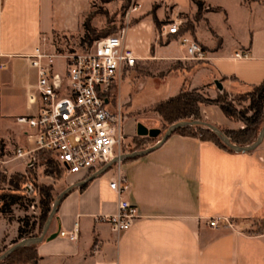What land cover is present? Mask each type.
Segmentation results:
<instances>
[{"label": "crops", "instance_id": "1", "mask_svg": "<svg viewBox=\"0 0 264 264\" xmlns=\"http://www.w3.org/2000/svg\"><path fill=\"white\" fill-rule=\"evenodd\" d=\"M94 1L0 0V156L9 161L3 165L10 172L24 174L27 170L25 161L23 171L10 169L17 160L8 159L6 140L13 134L24 143L19 148L30 146L28 129L17 119L36 113L28 102L37 83L33 56L55 34L80 33ZM143 1L138 0L141 8L125 36V45L140 61L184 63L189 89L211 99L223 91H245L264 82V0H200L204 19L189 33L208 54L202 62L189 60L176 38L161 34L164 25L183 23L176 20L179 14L196 15L195 2L146 0L149 8L141 12ZM166 17L174 21L165 23ZM203 24L217 37L216 43L208 45ZM224 33L230 36V45L225 44ZM240 50L248 52L249 58L235 59ZM137 81V89L144 90L147 82ZM183 82L171 97L180 93ZM214 111L221 110L203 105L202 118L230 129L241 128L224 114L213 117ZM136 126L129 123V133ZM263 145L254 152L235 153L211 141L175 133L150 154L124 160L122 170L129 182L125 198L138 208L140 217L120 235L98 220L117 211L118 196L110 187L117 168L94 179L104 168L70 175L68 187L81 185L61 201L54 224L36 247L37 264H264V229L258 228L264 224ZM214 220H219L218 227H211ZM76 227L77 242L60 234L47 240ZM19 228L0 220V242L6 238L13 245L19 239Z\"/></svg>", "mask_w": 264, "mask_h": 264}, {"label": "built area", "instance_id": "2", "mask_svg": "<svg viewBox=\"0 0 264 264\" xmlns=\"http://www.w3.org/2000/svg\"><path fill=\"white\" fill-rule=\"evenodd\" d=\"M140 8L139 4L130 6L124 14L126 26L116 35L95 41L86 51L55 54L38 49L31 62L37 72V83L28 96L36 113L17 119L18 124L28 129L30 146L18 148L13 160L25 161L27 168L35 167L40 154L59 163L67 175L100 171L118 159L114 165L117 174L110 184L118 196L117 211L98 217L116 235L130 230L140 217L138 208L125 198L129 182L121 158L126 154V118L115 97L122 77L140 61L136 52L125 45L126 32ZM182 26V22L168 23L161 34L176 38L186 48L189 60H208L205 49L189 32H182ZM234 58L245 60L249 54L240 50ZM57 59L65 61L62 72L55 69ZM8 162L0 156V164ZM218 224L219 220L210 223L211 227ZM59 234L71 242L79 239L78 227Z\"/></svg>", "mask_w": 264, "mask_h": 264}, {"label": "rangeland", "instance_id": "3", "mask_svg": "<svg viewBox=\"0 0 264 264\" xmlns=\"http://www.w3.org/2000/svg\"><path fill=\"white\" fill-rule=\"evenodd\" d=\"M138 0H95L92 5V20L91 26L95 32L90 35V38L86 34L85 27L80 33L75 35H63L55 34L53 37L45 41L42 45V51L55 54H68L86 51L87 46L90 45V41L95 38L106 37L108 35H116L119 33L120 29L126 26L124 20V14L130 6L133 4H138ZM143 8L141 12L146 11L149 8L148 2L143 1ZM157 8V6H156ZM205 10L201 13L197 12L196 15H193L192 12L181 13L176 17V20L183 21V26L186 29L192 30V33L195 32V27L197 23L201 22L204 19ZM171 17H166L165 23L173 22ZM132 23L130 26H132ZM161 23H159L160 27ZM206 28L204 32L207 35L208 45H212L217 42V37L207 29L206 24H203L202 27ZM224 40L226 45H230L229 38L230 36L227 33H224ZM211 41L213 43H211ZM151 61L143 60L131 70L128 74L123 76V82L121 81L115 89V97L118 102L123 106V114L125 119L124 130L126 134L125 147L124 151L126 154L142 151L149 149L159 142L166 131L168 126L162 121L161 117L158 114L153 112V108L156 105L153 103H159L161 101L167 100L168 97H171L172 93H175V87L179 85L180 81H184V85L189 89L187 80L184 78L186 73V65L181 62L172 61L165 63L164 61ZM65 61L57 59L55 61V69L57 72H62L64 70ZM164 81V78L170 77ZM137 78L140 79V83L147 82L144 90H139ZM183 85V86H184ZM140 87V86H139ZM216 88V86H215ZM253 87L248 88L245 91L239 92H230L226 93L224 91L225 97L229 101H233L235 106L240 111H246L250 105V101L247 99V95L250 92H253ZM205 94V93H204ZM220 95L222 92L219 93ZM218 94V96H219ZM217 96V97H218ZM216 97V98H217ZM210 98V97H209ZM126 99H129V103L121 102ZM221 115L224 117L221 111L217 113L213 112V117L217 118ZM247 116H252V113H248ZM202 121L211 123L202 118ZM135 123L136 125L142 124L145 127L150 129L160 130L159 136L155 138L151 137H141L137 135V126L133 133H129L128 124ZM222 131L227 130H238L230 129L223 124H214ZM241 126L243 128L242 122H237L236 127ZM235 127V126H234ZM11 134L6 140L7 142V151L6 155L8 159H12L15 155L17 148L24 145L23 141H18L15 135ZM264 144V142H263ZM264 149V145L262 147ZM37 164L33 168L34 173L36 174L37 184H30L28 191L19 193L20 199L18 204L13 206L11 212L8 214H3L0 212V220L6 219L11 225H23L26 230H31L32 226L36 224V230L32 231L34 237H39L42 235V230L39 229V222L42 215L41 207V194L39 191L40 187H47L51 189L52 195L55 200L58 199L59 195L63 193L68 187L70 175H67L65 172H58L53 176L46 175V166L41 165L40 157H37ZM23 160H17L10 165L11 170H20L25 169L23 165ZM28 169V168H27ZM16 171H8L5 168V165L0 164V195L13 193L14 188L9 184L11 178L17 175ZM18 194V193H17ZM53 208V206H52ZM54 218V222H55ZM53 222V224H54ZM52 224V225H53ZM259 230L264 229V224H258ZM10 231V228L8 229ZM10 236V235H9ZM8 237V236H6ZM32 238L27 236L24 239ZM23 240V239H22ZM17 240L16 243L11 245V241L4 239L0 242V255L9 250L12 246L20 242ZM35 257V252H25L18 256L11 258L7 263L2 262L1 264H33V258ZM32 259V260H31ZM26 262V263H25Z\"/></svg>", "mask_w": 264, "mask_h": 264}, {"label": "trees", "instance_id": "4", "mask_svg": "<svg viewBox=\"0 0 264 264\" xmlns=\"http://www.w3.org/2000/svg\"><path fill=\"white\" fill-rule=\"evenodd\" d=\"M198 6V12L201 13L204 10V4L200 0H192ZM215 11V10H211ZM92 14L86 19L84 24L86 34L90 38V35L95 32L91 26ZM122 29V28H121ZM120 29V30H121ZM182 32H190L185 26H182ZM110 36V35H108ZM107 37V36H106ZM102 38V37H100ZM100 38H95L90 41L92 45L95 41ZM253 92L247 95V99L250 101V105L246 111H240L235 106L233 101H229L225 97L224 91L216 98L211 99L206 94L197 90H190L184 85L177 96L171 97L168 100L157 103L153 112L161 117L162 121L168 128L178 122L182 121H202L201 107L206 106H217L220 108L225 117L231 122L237 123L242 122L243 128L238 130H227L222 131L226 137L234 144L238 146H249L255 143L260 135V132L264 126V82L258 86H253ZM252 113V116H247L248 113ZM175 133L183 134L186 136L199 137L204 141H211L220 148L234 152L228 148L211 130L203 127H185L177 130ZM174 133V134H175ZM41 165L46 166V175L53 176L56 171L64 172L59 163L53 160L51 157L40 154L39 155ZM36 174L33 168H28L24 174L18 173L15 177L11 178L10 185L14 188V192L10 194L0 195V212L8 214L11 212L13 206L18 204L20 199L19 193L28 191L30 184H37ZM41 194V207L42 215L39 222V229H44V226L48 220V217L52 211V206L56 201L52 195L51 189L47 187L39 188ZM18 193V194H17ZM36 224H34L31 230H26L25 226L20 225L19 228V240L24 239L27 236H31L32 231L36 230ZM43 231V230H42ZM16 243V242H15ZM37 245L22 247L17 249L13 254L7 257L3 262L7 263L11 258L18 256L25 252L34 251L35 257L33 258V264L38 263V253L36 250ZM1 256V255H0ZM2 263V262H1ZM0 263V264H1ZM26 263V262H25Z\"/></svg>", "mask_w": 264, "mask_h": 264}, {"label": "water", "instance_id": "5", "mask_svg": "<svg viewBox=\"0 0 264 264\" xmlns=\"http://www.w3.org/2000/svg\"><path fill=\"white\" fill-rule=\"evenodd\" d=\"M216 86L219 90H223V86L222 83L217 82ZM203 127V128H208L209 130H211L228 148H230L232 151H234L235 153H250V152H254L255 150H257L264 142V126L260 132V135L257 139V141L255 143H253L252 145L249 146H238L234 143H232L227 137L226 135L222 132V130H220L218 127H216L213 124H210L208 122H204V121H182V122H178L175 123L173 125H171L168 130L166 131V133L164 134L163 138L157 142V144L149 149L146 150H142V151H136V152H132L129 154H125L124 156H122L121 160H129V159H136V158H140L143 156H146L148 154H150L151 152L155 151L156 149H158L159 147H161L177 130L181 129V128H185V127ZM160 134L159 130H149L147 127H145L142 124H138L137 126V135L141 136V137H151L154 138L156 136H158ZM118 163V159L114 160L111 164H109L108 166H106L103 170H101L100 172H98L96 175H94L91 179L97 178L98 176L107 173L109 170H111V168ZM81 184H77V185H73L69 188H67L63 193H61L58 197V199L54 202L53 204V208L52 211L48 217V220L44 226L42 235L39 237H33V238H28V239H23L20 242H18L17 244H15L14 246H12L9 250H7L5 253H3L0 256V263L3 262L7 257H9L11 254H13L17 249L22 248V247H27V246H32V245H38L41 242H43L50 230V227L52 225V222L54 220V218L56 217V214L58 212V208L60 206L61 201L63 200V198L72 190H74L76 187H79ZM59 235V232H57L56 234H53L52 236H50L49 238H47V240H52L55 237H57Z\"/></svg>", "mask_w": 264, "mask_h": 264}]
</instances>
